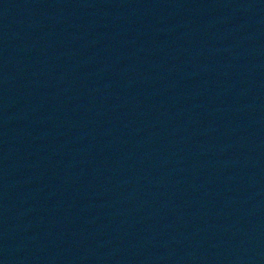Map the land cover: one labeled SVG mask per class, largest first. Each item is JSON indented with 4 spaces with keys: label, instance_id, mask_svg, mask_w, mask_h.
<instances>
[{
    "label": "water",
    "instance_id": "water-1",
    "mask_svg": "<svg viewBox=\"0 0 264 264\" xmlns=\"http://www.w3.org/2000/svg\"><path fill=\"white\" fill-rule=\"evenodd\" d=\"M0 264H264V0H0Z\"/></svg>",
    "mask_w": 264,
    "mask_h": 264
}]
</instances>
